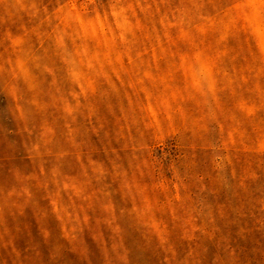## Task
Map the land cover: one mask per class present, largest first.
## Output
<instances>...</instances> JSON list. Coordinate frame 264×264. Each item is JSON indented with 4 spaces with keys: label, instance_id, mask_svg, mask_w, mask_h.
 <instances>
[{
    "label": "rangeland",
    "instance_id": "374dc122",
    "mask_svg": "<svg viewBox=\"0 0 264 264\" xmlns=\"http://www.w3.org/2000/svg\"><path fill=\"white\" fill-rule=\"evenodd\" d=\"M0 264H264V0H0Z\"/></svg>",
    "mask_w": 264,
    "mask_h": 264
}]
</instances>
